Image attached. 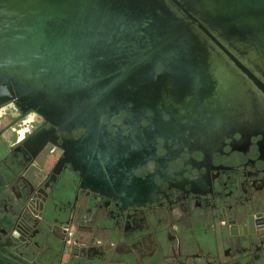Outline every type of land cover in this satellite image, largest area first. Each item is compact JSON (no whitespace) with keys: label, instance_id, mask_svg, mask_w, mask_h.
I'll return each mask as SVG.
<instances>
[{"label":"flooded vegetation","instance_id":"1","mask_svg":"<svg viewBox=\"0 0 264 264\" xmlns=\"http://www.w3.org/2000/svg\"><path fill=\"white\" fill-rule=\"evenodd\" d=\"M202 49L188 88L87 126L0 75V264H264V50Z\"/></svg>","mask_w":264,"mask_h":264},{"label":"water","instance_id":"2","mask_svg":"<svg viewBox=\"0 0 264 264\" xmlns=\"http://www.w3.org/2000/svg\"><path fill=\"white\" fill-rule=\"evenodd\" d=\"M220 36L264 50V0H0V75L54 123L94 125L170 80L198 81L203 45Z\"/></svg>","mask_w":264,"mask_h":264}]
</instances>
